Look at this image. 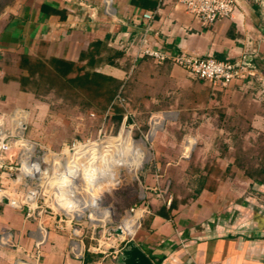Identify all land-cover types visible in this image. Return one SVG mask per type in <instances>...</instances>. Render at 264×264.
<instances>
[{"label": "crops", "instance_id": "0c3cea01", "mask_svg": "<svg viewBox=\"0 0 264 264\" xmlns=\"http://www.w3.org/2000/svg\"><path fill=\"white\" fill-rule=\"evenodd\" d=\"M110 1V12L105 0L11 2L0 15V110L39 104L15 78L22 72V54L82 63L93 59L96 70L127 83L135 101L143 100V106L138 103L140 108L131 110L134 113L167 101L165 108L155 110L170 116L163 126L166 132L157 140L162 144L157 153L169 167L184 165L189 194L182 200L174 193L170 209L165 198L147 190L151 213L136 242L157 264H264V182L235 165V143L243 139L232 132L243 128L249 141L264 133V104L247 92L257 87L256 82L245 77L227 86L213 84L191 76L175 62L158 63L138 54L145 36L152 47L173 55L232 61L250 56L248 65L264 73V0H236L231 16L207 25L175 0ZM150 10L155 18L148 24L143 13ZM177 124L188 129L180 139L170 131ZM215 163L223 177L210 186L200 184L199 177ZM164 178H169L166 185ZM170 179L175 183L158 163L147 169L145 185L166 189ZM36 229L21 210L0 203V234L11 231L18 244L0 246V264L33 261ZM87 253L84 258L71 255L68 234L52 229L39 264L113 262L94 253L87 262Z\"/></svg>", "mask_w": 264, "mask_h": 264}, {"label": "built area", "instance_id": "2783aa9c", "mask_svg": "<svg viewBox=\"0 0 264 264\" xmlns=\"http://www.w3.org/2000/svg\"><path fill=\"white\" fill-rule=\"evenodd\" d=\"M159 1L161 4L163 0ZM175 1L183 4L205 25L231 16L236 4V0ZM105 3L107 11H112L111 1L105 0ZM143 17L150 24L155 18V11H145ZM138 48L140 55L150 56L157 61L172 59L191 76L213 84L227 86L237 78L251 77L257 84L253 91L254 100L264 104V73L241 59L232 61L211 55H173L152 47L145 36L141 38ZM116 101L124 107L120 135L127 131L131 133L127 128L137 122L129 103L120 93ZM91 114L98 115L96 112ZM104 115L113 119L112 106ZM161 117L165 120L169 115H152V126ZM29 120L30 111L25 106L16 105L0 110V203L21 210L27 220L37 225L32 253L34 260L18 259L16 264H39L52 229L68 234L71 255L84 258L86 252H91L114 261L130 241L136 240L144 218L151 213L147 190L155 191L158 197L165 198V202L170 204L172 196L167 195L169 185L166 189L145 185L146 192L140 200L115 219L109 206H99L100 197L95 193L112 182L109 184L99 175L95 180H88L95 163L103 155H96L97 145L100 144L87 139L64 142L59 148L51 147L29 136ZM86 236L90 240L88 244ZM0 246H18L11 231L0 234Z\"/></svg>", "mask_w": 264, "mask_h": 264}, {"label": "rangeland", "instance_id": "374dc122", "mask_svg": "<svg viewBox=\"0 0 264 264\" xmlns=\"http://www.w3.org/2000/svg\"><path fill=\"white\" fill-rule=\"evenodd\" d=\"M1 1L2 0H0V3ZM8 5H0V15L3 14ZM35 98L38 100L39 104L26 106L30 111L28 134L30 137L46 143L51 147H60L64 142L70 143L75 140L84 141L90 139L100 144L97 145L96 155L100 156L103 154L101 156V158H103L106 152L113 153L116 152L120 146H124L126 143V139L124 138H126L127 134L129 135L128 138L135 141V143H142L143 140L145 141V145L149 151V157L146 161L142 165L133 164L131 167L121 165L118 174H115L112 178L103 179L107 180L109 184L112 182V184L104 185V188L97 189L95 192L100 197L98 201L99 206H109L113 211V217L115 219H118L127 208L140 200V197L145 191V176L147 169L153 170L154 165L158 163L161 168H163V166L166 167L169 174L171 173V176L175 178V183L172 185V189L175 190L174 192L180 195L181 198L188 196L189 191L186 190L188 177L185 173L184 165L181 164L177 167H169L168 161L161 160L157 153L158 149L162 147V144H158L157 140L163 135L164 131L166 132V129L162 127L163 117L157 119L158 123H160L159 125H162V128L152 126L151 118L154 114L164 116V114L168 113H164V111L150 112L149 110L145 111V109L141 111L135 110V113L132 111L133 117L137 123L133 127L127 128L131 130V133L127 131L120 135L122 123L114 117L113 119H109L105 117L104 114L94 116L90 111H84L77 104H68L54 94H49L42 98L35 96ZM134 114H137L138 117ZM174 116V114L171 116V120H175ZM168 120L170 121V119ZM166 121L167 119L164 120V123H166ZM170 131L175 138L180 139L185 137L188 129L177 124V126H174ZM257 138L258 135L256 136V139ZM208 146L209 145H207V147ZM214 146L221 149L220 145ZM165 147L167 149L171 148L169 144ZM244 148H255L259 151L262 147L258 143H253L244 144ZM251 153H253V151H251ZM98 161L97 163H99ZM194 168H197V166ZM116 179L118 182H116ZM53 230L55 231L56 229ZM86 239V243L88 244L90 241L89 237L86 236Z\"/></svg>", "mask_w": 264, "mask_h": 264}, {"label": "trees", "instance_id": "16d2710c", "mask_svg": "<svg viewBox=\"0 0 264 264\" xmlns=\"http://www.w3.org/2000/svg\"><path fill=\"white\" fill-rule=\"evenodd\" d=\"M13 2V0L1 1L0 5L5 6ZM90 59L86 63L82 61H71L61 58H45L42 55L22 54L18 65L22 72L15 76L20 82L21 88L25 91H30L35 96L42 98L49 94H54L61 98L68 104H77L84 111L96 112L104 114L111 106L114 112L113 117L121 121L124 114V107L118 102L117 95L120 93L129 103L131 110L143 106V100L135 101V97L127 90V83L121 82L119 79L102 73L96 70V63ZM155 62L162 63L165 61H172V59H164ZM202 79V78H199ZM205 80V79H203ZM254 90H249L248 95L254 100ZM140 105H139V104ZM193 103V102H192ZM191 103V104H192ZM168 102H161L160 106H153L149 111H155L159 108H165L164 105ZM137 116V114H136ZM138 117V116H137ZM236 137H242V142L235 143L236 160L235 165L245 168L247 173L255 178V180L264 182V133H260L257 139L245 140V130L238 128L232 131ZM258 143L261 145V150L257 151L255 148L246 149L244 144ZM59 148V147H56ZM253 151V153H251ZM230 172L228 168L225 174ZM221 169L217 167L216 163L209 167L208 174L199 177V183L204 185H212L217 182L218 178L223 177ZM164 178L166 185V180ZM168 183L169 188L167 195L172 196L170 209L175 205V193L172 189L173 181L170 179ZM199 192L193 193V196ZM187 198V197H186ZM181 198L182 200L186 199ZM178 200V199H177ZM94 254L88 252L86 255L87 262L92 261Z\"/></svg>", "mask_w": 264, "mask_h": 264}, {"label": "bare ground", "instance_id": "6f19581e", "mask_svg": "<svg viewBox=\"0 0 264 264\" xmlns=\"http://www.w3.org/2000/svg\"><path fill=\"white\" fill-rule=\"evenodd\" d=\"M164 121V120H163ZM157 120L153 122L154 127L160 128ZM126 135V143L124 146H120L116 152H106L99 163H95L94 170L90 173L88 180H95V177H102L103 179L112 178L115 174H118L121 165L125 167H131L133 164L142 165L149 157V151L145 145V141L142 143H135V141L128 138Z\"/></svg>", "mask_w": 264, "mask_h": 264}, {"label": "water", "instance_id": "95a60500", "mask_svg": "<svg viewBox=\"0 0 264 264\" xmlns=\"http://www.w3.org/2000/svg\"><path fill=\"white\" fill-rule=\"evenodd\" d=\"M251 57L246 56L245 62L250 64ZM109 264H157L136 240L130 241Z\"/></svg>", "mask_w": 264, "mask_h": 264}]
</instances>
